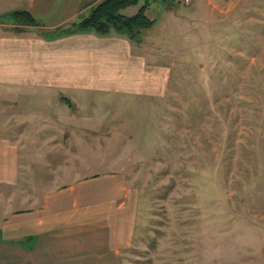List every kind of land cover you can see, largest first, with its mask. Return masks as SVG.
Instances as JSON below:
<instances>
[{
	"label": "rangeland",
	"instance_id": "374dc122",
	"mask_svg": "<svg viewBox=\"0 0 264 264\" xmlns=\"http://www.w3.org/2000/svg\"><path fill=\"white\" fill-rule=\"evenodd\" d=\"M146 12L171 70L158 98L105 97L112 116L123 108L110 169L140 195L116 264H264V0H150Z\"/></svg>",
	"mask_w": 264,
	"mask_h": 264
},
{
	"label": "crops",
	"instance_id": "0c3cea01",
	"mask_svg": "<svg viewBox=\"0 0 264 264\" xmlns=\"http://www.w3.org/2000/svg\"><path fill=\"white\" fill-rule=\"evenodd\" d=\"M98 1L0 0L39 21L0 24V264H116L136 234L140 195L110 169L123 108L105 97L158 98L171 68L143 31L46 32Z\"/></svg>",
	"mask_w": 264,
	"mask_h": 264
},
{
	"label": "trees",
	"instance_id": "16d2710c",
	"mask_svg": "<svg viewBox=\"0 0 264 264\" xmlns=\"http://www.w3.org/2000/svg\"><path fill=\"white\" fill-rule=\"evenodd\" d=\"M138 0H99L87 15H81L76 20L55 30L46 31L69 33L77 30L94 29L98 33L105 34L111 30L124 33L134 39H139L142 30L150 28L154 24L146 9L150 0H145L136 13L127 15L122 9L136 4ZM15 24V28L23 25H37L39 21L25 9H15L3 13L0 17Z\"/></svg>",
	"mask_w": 264,
	"mask_h": 264
},
{
	"label": "built area",
	"instance_id": "2783aa9c",
	"mask_svg": "<svg viewBox=\"0 0 264 264\" xmlns=\"http://www.w3.org/2000/svg\"><path fill=\"white\" fill-rule=\"evenodd\" d=\"M185 3H188V2H190L191 0H183Z\"/></svg>",
	"mask_w": 264,
	"mask_h": 264
}]
</instances>
